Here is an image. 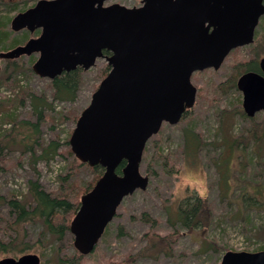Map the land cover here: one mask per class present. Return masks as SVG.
Returning <instances> with one entry per match:
<instances>
[{
    "label": "water",
    "instance_id": "1",
    "mask_svg": "<svg viewBox=\"0 0 264 264\" xmlns=\"http://www.w3.org/2000/svg\"><path fill=\"white\" fill-rule=\"evenodd\" d=\"M107 1L38 0L15 15L11 28L41 30L39 36L0 52L2 60L38 54L32 69L50 80L88 71L98 59L110 66L69 141L80 162L104 169L70 224L84 256L94 252L123 200L148 188L145 147L165 123L179 124L195 106L193 74L218 70L233 50L253 44L264 16V0H142L134 7ZM259 65L261 73L237 79L249 118L264 112V58ZM0 264H41V258L28 253ZM221 264H264V250L227 251Z\"/></svg>",
    "mask_w": 264,
    "mask_h": 264
},
{
    "label": "rangeland",
    "instance_id": "2",
    "mask_svg": "<svg viewBox=\"0 0 264 264\" xmlns=\"http://www.w3.org/2000/svg\"><path fill=\"white\" fill-rule=\"evenodd\" d=\"M22 2L0 0V19H3L4 24L6 22L4 31L9 34L10 41L16 42L14 46L1 44L0 52L23 45L40 34L41 30L34 33L26 29L18 32L12 30L11 21L15 15L35 5V1L31 0L28 8L21 10ZM114 3L134 7L140 6L142 0H108L105 5ZM255 41L233 50L218 70L207 69L193 74L192 82L199 95L195 106L181 123L164 124L160 132L147 143L141 172L150 178L148 188L137 190L123 200L96 251L88 255L82 264H221L227 251L264 250V209H248L242 214L235 195L228 198L221 193V175L218 170L219 158L224 153V139L234 140L248 127L247 121L239 113L244 111L242 92L229 89L226 85L222 89L220 87L230 76H240L236 67L241 62L250 61L256 50L263 52L258 64L264 58V16L257 28ZM257 44L258 47H255ZM30 58L35 62L38 55L9 59L16 60L22 67L14 76L10 74V69L4 72L7 62L0 59V135L11 129L7 120L15 116L35 122L37 117L33 115V106L28 96L30 92L44 94L53 102V109L47 112L46 121L40 126L39 137L44 141L59 140L61 155L49 163L39 162L34 165L30 155L23 153L22 147L18 145L4 152L0 157V164L5 167L0 172V194L8 196L14 193L20 199L28 195L27 185L31 179H38L46 191L58 194L60 176L77 166L75 155L68 154V148L71 149L69 141L76 123L90 104L93 93L107 76H101L107 61L98 59L93 68L83 70V84L75 101L62 102L54 100L50 79L42 78L33 71L34 63L30 66L31 71L27 70ZM258 116L264 120V112ZM185 132L188 133L185 135ZM192 139L200 144L197 153L192 151ZM253 151L248 149L246 159L235 156L230 163L239 179L261 184L264 183V144ZM165 160L167 163L164 164ZM92 179V171L88 166H82L74 172L70 182L85 187ZM193 195L207 198L213 207V221L206 231L188 232L176 223L177 206L183 199ZM145 213L158 221L156 227L144 221ZM13 220L9 209L0 205V238L17 236ZM22 228L32 249L23 254H0V260L32 253L40 256L41 264H55L57 253L60 256L75 252L72 234L59 242L44 235L45 228L39 220L23 225ZM150 231H158L160 235L179 233L171 253H162L156 257L136 256L147 245L146 234Z\"/></svg>",
    "mask_w": 264,
    "mask_h": 264
},
{
    "label": "trees",
    "instance_id": "3",
    "mask_svg": "<svg viewBox=\"0 0 264 264\" xmlns=\"http://www.w3.org/2000/svg\"><path fill=\"white\" fill-rule=\"evenodd\" d=\"M30 1L31 0H23L21 3V5L23 4V9L21 10L28 8ZM34 1L36 3L38 0ZM14 4L15 3L12 5ZM5 25L6 22L4 24L3 19H0V45L8 43L9 46H14L16 42L10 41V38H8L9 34L4 31ZM255 42L256 41H254V43ZM255 47H258V44ZM262 53L260 49L256 50L255 56L250 61L241 62L236 67L237 73L242 74L244 70L260 72L258 59ZM104 54L110 55L108 51H104ZM6 62L7 65L4 72H9L10 69V74L12 73L13 76L22 69L21 65H19L16 60H6ZM33 63L34 61L30 58L27 64L28 71L29 69L31 71L30 66H32ZM109 71L110 66L106 63L102 68L101 76L104 78ZM82 72L83 69L78 68L50 80V87L54 100L62 102L75 101L81 85L83 84ZM9 77H12V75H9ZM237 79V76H230L226 81L222 82L220 88L222 89V87L229 86V89L234 88L238 90ZM22 91L24 92V89H22ZM29 92L30 91H28V93ZM23 95H25V92ZM28 98L31 100L33 115L37 117V120L33 122L31 119H19L16 116L7 120L9 121V125H11V129L0 135V157L3 156L6 150L14 145H18L22 147L23 153L30 155L34 165H37L39 162L49 163L54 160L56 156L61 155L59 151L60 142L59 140H41L39 134L40 126L46 121L47 112L53 109V102H50L48 97L44 94L38 95L30 92ZM190 112L191 110H187L181 121L186 119ZM239 113L241 117L247 121L248 127L244 130V133L234 140L224 139V153H222L219 158L221 161L219 162L218 170L221 175L219 178L221 193L228 198H230V195L234 194L236 203L240 208L239 210L243 214V211L245 212L248 209H264V183L252 184L239 179L235 176L236 171L233 169L234 167L230 163L232 162L230 160L235 156L246 159L248 149L255 151L260 145L264 144H261L264 141V120L262 121L258 116L259 113L255 118H249L244 111H240ZM187 133L188 132H185V135ZM192 140H194L192 151L197 153L200 144L196 139ZM146 151L147 145L144 150L143 159ZM68 152L69 155L74 156L70 148H68ZM74 161L77 163V166L73 169L71 168L72 170L66 175L60 176L61 187L58 194L46 191L38 179L29 180L27 185L28 195L21 199L14 193H10L8 196L0 194V205L6 206L9 209V214L14 219L13 226H16L15 231L17 232V236L15 237L11 236L9 239L0 238V254H23L32 249V246L26 241L27 236L25 237L22 226L34 223L38 220L44 225V235L53 237L59 242L68 234H71L70 224L79 210L82 195L91 190L104 173V169L99 165L90 167L75 158ZM126 163V161H123L117 168L118 174L122 173V169L126 166ZM165 163H167L166 160L164 161V164ZM82 166H88L93 173V179L87 183L85 187H82L79 183L70 182L74 172L78 171V168ZM4 170L5 167L0 164V172ZM233 179L236 181L233 182ZM213 214V207L207 198L198 195L188 196L177 206L176 223L180 228L186 229L188 232H194L196 230L206 231L213 221ZM143 216L144 221L151 223L152 227L157 226L158 221L156 219H151L147 213L143 214ZM109 225L101 240L107 233ZM178 235L179 233L177 232L160 235L158 231H150L146 234L148 238L147 245L144 246L136 256L156 257L162 253L169 254L174 247V243L177 241ZM96 249L94 251H96ZM86 257L87 256L82 255L75 248V252L71 254L59 256L57 253L55 255V264H82Z\"/></svg>",
    "mask_w": 264,
    "mask_h": 264
},
{
    "label": "flooded vegetation",
    "instance_id": "4",
    "mask_svg": "<svg viewBox=\"0 0 264 264\" xmlns=\"http://www.w3.org/2000/svg\"><path fill=\"white\" fill-rule=\"evenodd\" d=\"M38 55V54H37ZM23 57V56H22ZM21 58V57H20ZM259 68H260V65H259ZM259 73H261V69H260V72Z\"/></svg>",
    "mask_w": 264,
    "mask_h": 264
},
{
    "label": "bare ground",
    "instance_id": "5",
    "mask_svg": "<svg viewBox=\"0 0 264 264\" xmlns=\"http://www.w3.org/2000/svg\"><path fill=\"white\" fill-rule=\"evenodd\" d=\"M59 177V176H58Z\"/></svg>",
    "mask_w": 264,
    "mask_h": 264
}]
</instances>
